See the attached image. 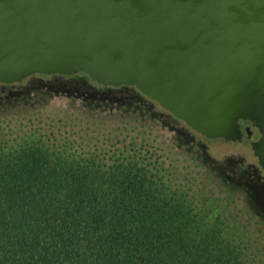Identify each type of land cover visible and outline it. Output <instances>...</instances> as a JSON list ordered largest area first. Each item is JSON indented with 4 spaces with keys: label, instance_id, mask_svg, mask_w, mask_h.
I'll return each instance as SVG.
<instances>
[{
    "label": "water",
    "instance_id": "95a60500",
    "mask_svg": "<svg viewBox=\"0 0 264 264\" xmlns=\"http://www.w3.org/2000/svg\"><path fill=\"white\" fill-rule=\"evenodd\" d=\"M131 87L264 171V0H0V85Z\"/></svg>",
    "mask_w": 264,
    "mask_h": 264
},
{
    "label": "trees",
    "instance_id": "16d2710c",
    "mask_svg": "<svg viewBox=\"0 0 264 264\" xmlns=\"http://www.w3.org/2000/svg\"><path fill=\"white\" fill-rule=\"evenodd\" d=\"M19 147L0 156V264H247L138 160Z\"/></svg>",
    "mask_w": 264,
    "mask_h": 264
},
{
    "label": "rangeland",
    "instance_id": "374dc122",
    "mask_svg": "<svg viewBox=\"0 0 264 264\" xmlns=\"http://www.w3.org/2000/svg\"><path fill=\"white\" fill-rule=\"evenodd\" d=\"M30 140L107 165L138 160L157 192L181 194L197 220L217 228L221 245L264 264V178L262 188L239 179L237 170L257 166L246 145L202 139L133 88L60 76L0 85V156H18Z\"/></svg>",
    "mask_w": 264,
    "mask_h": 264
},
{
    "label": "flooded vegetation",
    "instance_id": "af4514ba",
    "mask_svg": "<svg viewBox=\"0 0 264 264\" xmlns=\"http://www.w3.org/2000/svg\"><path fill=\"white\" fill-rule=\"evenodd\" d=\"M36 76V75H35ZM55 77V76H52ZM50 77V78H52ZM67 78H85V77H67ZM97 85V84H96ZM100 87V86H99ZM102 88H123L121 87H102ZM124 88H131V87H124ZM151 101V100H150ZM153 102V101H152ZM155 103V102H154ZM161 109V108H160ZM162 112H165L164 110H162ZM167 114V112H165ZM170 118L174 119L176 122L181 123L182 125L186 126L183 122L173 118L170 114H168ZM187 127V126H186ZM188 128V127H187ZM189 129V128H188ZM192 131V130H191ZM194 134L198 135L199 137H201L199 134H197L196 132L192 131ZM202 139H205L203 137H201ZM208 140V139H205ZM211 141V140H210ZM240 145H246L249 149H250V145L249 144H240ZM251 150V149H250ZM252 153V151H251ZM253 156V154H252ZM256 159V158H255ZM257 163V160H256ZM256 169H254V171H252L251 169H247L245 172H242L241 170H237L238 171V177L239 179L245 180V182L248 183V187H252L254 186L255 188H262L263 186V178H264V171L259 167L258 163L256 164Z\"/></svg>",
    "mask_w": 264,
    "mask_h": 264
}]
</instances>
